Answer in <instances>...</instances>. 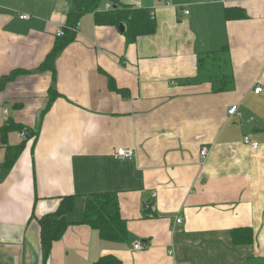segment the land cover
Masks as SVG:
<instances>
[{"label": "crops", "instance_id": "1", "mask_svg": "<svg viewBox=\"0 0 264 264\" xmlns=\"http://www.w3.org/2000/svg\"><path fill=\"white\" fill-rule=\"evenodd\" d=\"M79 1L0 0V264H44L39 221L66 196L69 227L47 264H264V117L254 114L264 111V0H118L154 14L155 32L130 42L125 25L87 14L53 69L42 67ZM226 46L233 86L216 94L198 59ZM11 124L24 132L5 134ZM29 129L37 136L7 172L8 148ZM121 148L136 157L119 159ZM105 192L117 196L125 242L83 223L88 197ZM239 229L253 242L236 245Z\"/></svg>", "mask_w": 264, "mask_h": 264}, {"label": "trees", "instance_id": "2", "mask_svg": "<svg viewBox=\"0 0 264 264\" xmlns=\"http://www.w3.org/2000/svg\"><path fill=\"white\" fill-rule=\"evenodd\" d=\"M104 2L106 5H111L110 10L100 9L101 4ZM235 11V9L228 8L226 17L228 19L234 17ZM243 12V10H240L237 17L245 18V13ZM87 14H93L95 23L98 25L117 28L125 25L127 28L125 35L130 42L135 41L140 36L151 35L156 30L155 23L148 11L123 6L118 0H80L76 10L68 15L66 26H64L65 35L62 38H58L60 43L55 47L52 54L47 57L42 67L53 69L54 60L63 48L62 45L74 41L80 20ZM17 73L19 72H14L4 77L2 85L13 79ZM197 76L201 82L206 81L211 83L213 91L216 94L230 91L233 84V69L228 47L226 46L220 51L202 55L198 59ZM23 129V126L20 124H11L10 127L4 126L3 131L7 134L12 130L21 132ZM25 133V139L17 148H8L5 163V170L7 172L12 169L16 158L25 148L26 144L33 137L37 136V133L31 129L26 130ZM59 203L60 205L56 211L46 214L39 221L44 264L48 263L53 243L61 240L69 227L64 216L66 213L72 211L74 197H62ZM83 223L98 231L100 237L105 241L122 243L128 239L126 221L120 213L119 202L116 194L113 192L93 194L88 197ZM233 237L236 245L252 243L254 240V235L250 229L236 230L233 232ZM96 264L122 263L114 256H105L97 261Z\"/></svg>", "mask_w": 264, "mask_h": 264}, {"label": "built area", "instance_id": "3", "mask_svg": "<svg viewBox=\"0 0 264 264\" xmlns=\"http://www.w3.org/2000/svg\"><path fill=\"white\" fill-rule=\"evenodd\" d=\"M136 1H138V0H136ZM173 2H174V0H166L167 5H171ZM105 9L106 10H110L111 9V5L107 4ZM186 13H188V12H186ZM153 15L154 14H151V16H153ZM20 18L24 19V20L29 19V17L27 15H20ZM75 30H77V29H75ZM64 35H65V30H64V27H63V28H60L57 31V37L58 38H62ZM254 92L256 94H260L262 92V88L257 86L254 89ZM238 110H239L238 106L231 107L228 110L229 116L238 115V113H239ZM244 143L252 146V148L255 149V150L259 148V144L257 142H252V140L249 137H246L244 139ZM200 153H201V157H202L203 161H206V159L209 157V149L207 147H202ZM136 155H137V153H136V150L134 148H128V149L121 148V149H119L117 151V157L119 159H133V158L136 157ZM149 208L151 210V212L149 214V218L152 219V218L155 217V214H156V211H157L156 205L153 203ZM181 223H182V218L178 217V219L176 220V224H181ZM134 249L137 252H142L144 250V247H143V245L141 243H137L134 246ZM173 253L174 252L172 250L169 251V254H173Z\"/></svg>", "mask_w": 264, "mask_h": 264}, {"label": "rangeland", "instance_id": "4", "mask_svg": "<svg viewBox=\"0 0 264 264\" xmlns=\"http://www.w3.org/2000/svg\"><path fill=\"white\" fill-rule=\"evenodd\" d=\"M106 8V3H102L101 4V7L100 9H105ZM233 86V85H232ZM252 100H250L249 102H251ZM261 102H262V99H260V96H257L255 100H253V103L251 104V108L255 111H259V108L261 106ZM256 116L258 117H264V111H262L261 113L257 112V113H254ZM264 119V118H263ZM261 120V119H260ZM257 134V133H255Z\"/></svg>", "mask_w": 264, "mask_h": 264}, {"label": "water", "instance_id": "5", "mask_svg": "<svg viewBox=\"0 0 264 264\" xmlns=\"http://www.w3.org/2000/svg\"><path fill=\"white\" fill-rule=\"evenodd\" d=\"M121 30L123 33H125L126 32V26H121Z\"/></svg>", "mask_w": 264, "mask_h": 264}]
</instances>
